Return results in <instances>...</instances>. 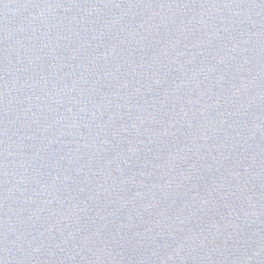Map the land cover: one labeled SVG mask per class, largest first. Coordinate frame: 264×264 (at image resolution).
Returning a JSON list of instances; mask_svg holds the SVG:
<instances>
[{"label": "water", "instance_id": "95a60500", "mask_svg": "<svg viewBox=\"0 0 264 264\" xmlns=\"http://www.w3.org/2000/svg\"><path fill=\"white\" fill-rule=\"evenodd\" d=\"M0 264H264V0H0Z\"/></svg>", "mask_w": 264, "mask_h": 264}]
</instances>
